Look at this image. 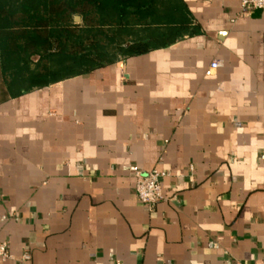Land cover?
<instances>
[{
    "label": "crops",
    "instance_id": "crops-1",
    "mask_svg": "<svg viewBox=\"0 0 264 264\" xmlns=\"http://www.w3.org/2000/svg\"><path fill=\"white\" fill-rule=\"evenodd\" d=\"M181 1L195 34L0 102V264L264 263V10Z\"/></svg>",
    "mask_w": 264,
    "mask_h": 264
},
{
    "label": "trees",
    "instance_id": "trees-1",
    "mask_svg": "<svg viewBox=\"0 0 264 264\" xmlns=\"http://www.w3.org/2000/svg\"><path fill=\"white\" fill-rule=\"evenodd\" d=\"M193 34L181 0H0V102Z\"/></svg>",
    "mask_w": 264,
    "mask_h": 264
},
{
    "label": "built area",
    "instance_id": "built-area-1",
    "mask_svg": "<svg viewBox=\"0 0 264 264\" xmlns=\"http://www.w3.org/2000/svg\"><path fill=\"white\" fill-rule=\"evenodd\" d=\"M240 10L242 15L248 16L254 11L264 10V0H240ZM219 67L218 63L213 62L205 72V76H212L213 72ZM134 179V189L137 200L152 211L157 204L165 200L161 187V179L165 175L157 170L143 172L136 167L130 168ZM214 245L211 244V247ZM0 259L3 261L16 262L14 257L4 243H0ZM30 257L24 253L20 257V262H29ZM264 264V263H261Z\"/></svg>",
    "mask_w": 264,
    "mask_h": 264
},
{
    "label": "water",
    "instance_id": "water-1",
    "mask_svg": "<svg viewBox=\"0 0 264 264\" xmlns=\"http://www.w3.org/2000/svg\"><path fill=\"white\" fill-rule=\"evenodd\" d=\"M74 21L77 23V22H79L80 20H79L78 17H76V18L74 19Z\"/></svg>",
    "mask_w": 264,
    "mask_h": 264
},
{
    "label": "rangeland",
    "instance_id": "rangeland-1",
    "mask_svg": "<svg viewBox=\"0 0 264 264\" xmlns=\"http://www.w3.org/2000/svg\"><path fill=\"white\" fill-rule=\"evenodd\" d=\"M80 22V21H79ZM79 22H77V23H79Z\"/></svg>",
    "mask_w": 264,
    "mask_h": 264
}]
</instances>
